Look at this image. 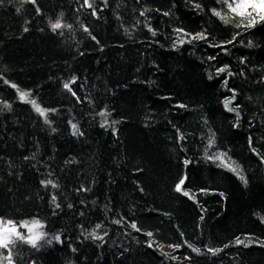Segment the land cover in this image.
Wrapping results in <instances>:
<instances>
[{
    "label": "trees",
    "instance_id": "16d2710c",
    "mask_svg": "<svg viewBox=\"0 0 264 264\" xmlns=\"http://www.w3.org/2000/svg\"><path fill=\"white\" fill-rule=\"evenodd\" d=\"M89 3H0V218L46 233L13 264H264V23L218 0Z\"/></svg>",
    "mask_w": 264,
    "mask_h": 264
},
{
    "label": "snow or ice",
    "instance_id": "6c2138e0",
    "mask_svg": "<svg viewBox=\"0 0 264 264\" xmlns=\"http://www.w3.org/2000/svg\"><path fill=\"white\" fill-rule=\"evenodd\" d=\"M3 0H0V3H2ZM32 3H35V0H31ZM219 3H223L224 5L227 6V8L234 13L236 16L242 18V20H246L247 23L243 24V27H246L248 29L254 28L258 23H264V0H218ZM84 4L91 8L92 5L89 3V0H84ZM196 7H200L199 5H196ZM213 15L219 17L221 20H223L225 23H228V20L225 16L221 14L220 11H217L216 9L211 10ZM64 27H71L70 25H65L62 24L59 19H57L54 23H51V28L53 31H56L58 29L64 28ZM236 27H241V24L238 23ZM85 31H88L87 28L84 29ZM27 31V29H25ZM177 32H183L182 29H177ZM187 35V34H186ZM239 35V33H237ZM192 40H206L207 36H205L203 33H197L196 35L191 37ZM235 40V37H233V40L228 41L227 43L231 44ZM186 41L183 39L179 40V43L183 44ZM191 42V41H187ZM214 47H223V45H213ZM249 46L251 45V42H249ZM214 57H210V59H213ZM218 73H224L227 72L228 75H232L230 71H228V66L225 65L219 69H217ZM209 79H211V76H209ZM7 83V81H6ZM227 81H225V84ZM13 88H16V85H11ZM64 87L68 89L69 91H72L70 88V85L68 83L64 84ZM19 92V98L21 101H24L26 103L31 104L32 108L36 113H38L41 117L44 118L45 123H49L48 120V112L50 111L49 109H44L42 108L35 100H30L28 97L30 96V93L20 91L17 89ZM75 95V93H73ZM235 100V92L233 91V95L231 98H225L223 101V106L225 110L228 112H236V108L231 107L233 101ZM7 106V105H6ZM54 111V110H52ZM237 118H239V113L237 112ZM101 116L106 117L108 114L105 112L100 113ZM105 123L107 121L105 120ZM105 124H101V127H104ZM73 135L77 134H82L79 133V129L77 125L73 124ZM182 139V137H181ZM214 144V139L210 138L209 139V144L208 148L210 149ZM206 158L209 160L213 161H218V166L220 167H225L229 171L237 173L239 175V170L238 167H234L231 163L228 162L227 154L226 153H218L215 156H210L207 155V150H206ZM190 163V161H185V164L187 165ZM240 179L243 180L244 177L240 176ZM185 180L186 177H183L179 179V181L175 185V191L178 193H182L184 196H190L188 191L184 190V185H185ZM42 184L45 186L51 185L53 188L57 187L56 184H54L51 180L48 181H41ZM191 198V197H190ZM53 202H55V196H53ZM59 207V205H57ZM20 227L26 228L28 235H25L24 233H21L17 230V225L15 222L11 220L5 221L3 218H0V249H5L7 250V255H4L3 253H0V264H3V261H7V264H13V258H12V251L11 247L12 245H15L17 241L26 243L31 245L33 248L38 246V243L43 240L46 236V233L39 231V229L43 228V225L39 220H32V221H24L20 224ZM97 227H100V225H97ZM133 228H136L135 224H132ZM93 238L100 239L101 237L96 236L95 233L91 234ZM147 235L151 236L152 233H148ZM56 240H59L60 237L56 236ZM51 241H49L50 243ZM237 244H244L243 240H240L239 238L236 241ZM247 246V245H245ZM151 247V245H149ZM174 249L178 248L179 245H173L172 246ZM189 247H192L189 245ZM193 252L199 253L200 249L199 248H192ZM208 251L215 255L217 252L221 251V249L216 248H209Z\"/></svg>",
    "mask_w": 264,
    "mask_h": 264
},
{
    "label": "rangeland",
    "instance_id": "374dc122",
    "mask_svg": "<svg viewBox=\"0 0 264 264\" xmlns=\"http://www.w3.org/2000/svg\"><path fill=\"white\" fill-rule=\"evenodd\" d=\"M39 231H42V228L39 229ZM20 232H21V233H24L25 235H28V232H27V229H26V228H21V229H20ZM163 250H165L166 252H171V251H172V250L169 249V248H163Z\"/></svg>",
    "mask_w": 264,
    "mask_h": 264
},
{
    "label": "bare ground",
    "instance_id": "6f19581e",
    "mask_svg": "<svg viewBox=\"0 0 264 264\" xmlns=\"http://www.w3.org/2000/svg\"><path fill=\"white\" fill-rule=\"evenodd\" d=\"M30 106H31V104H29ZM32 107V106H31ZM35 112V111H34ZM36 113V112H35ZM37 115H39L38 113H36ZM40 116V115H39ZM41 117V116H40ZM184 177H186V176H184Z\"/></svg>",
    "mask_w": 264,
    "mask_h": 264
},
{
    "label": "water",
    "instance_id": "95a60500",
    "mask_svg": "<svg viewBox=\"0 0 264 264\" xmlns=\"http://www.w3.org/2000/svg\"><path fill=\"white\" fill-rule=\"evenodd\" d=\"M20 229H21V228L17 226V230H18L19 232H20Z\"/></svg>",
    "mask_w": 264,
    "mask_h": 264
}]
</instances>
